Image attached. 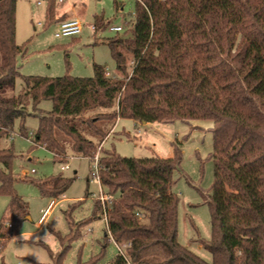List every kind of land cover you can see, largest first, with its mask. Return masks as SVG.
<instances>
[{
	"label": "trees",
	"instance_id": "1",
	"mask_svg": "<svg viewBox=\"0 0 264 264\" xmlns=\"http://www.w3.org/2000/svg\"><path fill=\"white\" fill-rule=\"evenodd\" d=\"M16 8L17 0H0V138L12 134L17 119L28 138L25 119L34 114L35 142L63 160L66 148L58 133L71 140L77 155L92 158L100 144L82 128L102 143L108 130L101 123L114 125L120 117L213 124L212 237L200 239L212 262L178 239L180 197L173 186L183 157L175 143L171 157H127L113 149L101 155L100 181L112 197L111 235L106 230L105 240L126 246L111 264H264V0H135L132 34L108 40L112 76L98 63L91 76L22 75ZM54 11L51 5L50 22ZM95 26H106L103 16L95 17ZM19 76L22 89L11 93ZM44 99L52 101L51 110L40 107ZM15 156L12 147L0 148V194L9 197L0 218V247L29 214L14 186ZM70 182L56 175L38 184L43 195L58 198ZM6 220L12 222L8 230ZM76 226L72 221L67 234L55 232L61 243L52 254L55 264L64 263L79 237ZM102 255L77 264H97Z\"/></svg>",
	"mask_w": 264,
	"mask_h": 264
},
{
	"label": "rangeland",
	"instance_id": "2",
	"mask_svg": "<svg viewBox=\"0 0 264 264\" xmlns=\"http://www.w3.org/2000/svg\"><path fill=\"white\" fill-rule=\"evenodd\" d=\"M51 5H54L56 13L66 11L71 18L81 16L84 23L82 32L75 36L56 37L59 23L46 19ZM96 16H103L106 26L93 30ZM134 22L135 0H65L63 3L57 0H17L16 42L21 47L17 56L19 71L22 75L55 77L69 73L91 76L94 63H98L107 67L109 75H116L108 40L116 36H130ZM113 25H121L124 29L112 31L109 27ZM131 66L132 60L129 59V70ZM22 85L23 80L19 76L11 93L20 92ZM40 107L49 111L52 101L44 99ZM28 108L32 111V104ZM112 124L101 123L105 130L111 128L102 143L88 129L82 128L84 134L97 145L102 144L101 151L98 147L94 155L113 149L127 157H171L174 155V144L179 143L183 157L181 173L176 172L173 186V191L180 197L178 239L204 260L212 262L211 252L200 242V239L209 241L212 237L208 205L214 180V162L210 156L213 151L212 122L174 120L143 123L120 117ZM38 125L36 115L26 117L25 128L29 136L36 132ZM20 127L21 120L17 119L13 136L0 138V148L12 147L15 152L11 167L16 178L14 186L26 201L29 215L21 222L19 233L4 240L3 247H0V264H55L53 255L61 250L55 232L67 234L72 221L77 224L75 230L79 229L80 235L72 242L63 264H77L79 260L87 262L102 253L97 264H111L119 249L113 240H105L106 221L100 211L102 202L98 199L101 194L110 196L109 189L93 175V160L77 155L71 140L58 133L67 156L64 161L59 160L44 145L21 135ZM66 163L69 168L62 169L61 166ZM32 169L35 172H31ZM56 175L71 181L63 192L66 199L59 202L40 225L41 212L52 198L42 194L38 183ZM111 200L112 197L107 202L108 206ZM96 202L100 206L97 216L93 217ZM8 203L9 197L0 194V218L6 214ZM81 221L85 222L79 226ZM8 223L12 224L6 220V230L11 228Z\"/></svg>",
	"mask_w": 264,
	"mask_h": 264
},
{
	"label": "built area",
	"instance_id": "3",
	"mask_svg": "<svg viewBox=\"0 0 264 264\" xmlns=\"http://www.w3.org/2000/svg\"><path fill=\"white\" fill-rule=\"evenodd\" d=\"M57 1H58V3H63L65 0H57ZM83 26H84L83 19L80 16H76V17H73L70 19L63 20L62 22L59 23L58 29L55 32V36L60 38V37H69V36L78 35L82 32ZM109 28H110V30L116 31V32L122 31L124 29L121 25H116V26L113 25V26H110ZM92 29L95 30L96 26L93 25ZM107 73H108V70H107ZM11 136H13V135L11 134ZM28 139L33 140L34 139V133L33 134L31 133V135L28 137ZM101 146H102V144L99 146V150H100V148H102ZM91 160H93V162H94L93 175L99 180V182H101L100 181V168H101V165H100L101 154H100V152H97L91 158ZM61 168L67 169V168H69V164L68 163L63 164L61 166ZM31 172H35V169H32ZM98 199H100L102 202L100 211H101V215L104 217V219L106 221V230H107L108 234L111 235L110 230L108 228V209H109V206L107 204V202L110 201L111 197L108 195L101 194V196H99ZM56 203L57 202L55 201V199H52L50 201V203L48 204V206L43 210L41 217L39 219V223L41 225L46 221L47 216L49 215L51 209L56 205ZM7 225L9 227L12 226L11 223H8ZM117 247L119 249V252L124 253L123 251L126 248V246L117 245ZM127 264H131V263L128 261Z\"/></svg>",
	"mask_w": 264,
	"mask_h": 264
},
{
	"label": "crops",
	"instance_id": "4",
	"mask_svg": "<svg viewBox=\"0 0 264 264\" xmlns=\"http://www.w3.org/2000/svg\"><path fill=\"white\" fill-rule=\"evenodd\" d=\"M76 17V16H75ZM81 17V16H80ZM71 18V16L70 15H68V12H66V11H63V12H58V13H56V11H54V14H53V19H52V21H57V24L58 23H60V22H62L63 20H66V19H70ZM73 18V17H72ZM46 19H47V13H46ZM103 19H104V22L106 23V20H105V18L103 17ZM59 25V24H58ZM111 129V128H110ZM109 129V130H110ZM108 130V131H109ZM67 156H65V158H66ZM64 161V160H63ZM52 199H55V201L57 202L56 203V205L59 203V202H61L62 200H64V199H66V197H64V194L61 196V198L60 199H58V200H56V198H52ZM51 199V200H52ZM50 200V201H51ZM50 203V202H49ZM56 205L51 209V211H50V213L52 212V210L56 207ZM48 206V205H47ZM42 212H43V210H42ZM42 212H41V214H42ZM49 213V214H50ZM29 215V214H28ZM49 216V215H48ZM47 216V217H48ZM41 217V216H40ZM40 219V218H39ZM38 223H39V220H38ZM40 224V223H39ZM41 225V224H40Z\"/></svg>",
	"mask_w": 264,
	"mask_h": 264
}]
</instances>
